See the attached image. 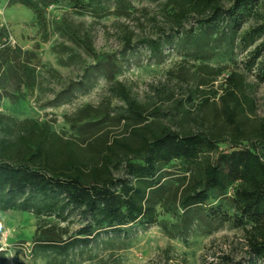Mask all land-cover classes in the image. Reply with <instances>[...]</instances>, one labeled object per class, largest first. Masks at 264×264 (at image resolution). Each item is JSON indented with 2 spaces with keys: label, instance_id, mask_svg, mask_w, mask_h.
I'll list each match as a JSON object with an SVG mask.
<instances>
[{
  "label": "rangeland",
  "instance_id": "rangeland-1",
  "mask_svg": "<svg viewBox=\"0 0 264 264\" xmlns=\"http://www.w3.org/2000/svg\"><path fill=\"white\" fill-rule=\"evenodd\" d=\"M30 1L42 18L18 0H0V26L8 34L0 41V113L47 125L59 137L57 148L68 140L72 154L90 157L126 136L132 120L116 91L120 85L143 107L146 121L225 136L229 124L219 97L233 71L240 85L229 104L240 128L248 132L264 118V72L258 69L264 47L252 62L264 41V0L237 27L228 18L207 25V15L194 12L177 25L169 0H59L45 8ZM231 5L221 1L223 9ZM150 40L158 42L156 51ZM217 66L225 69L215 77ZM114 172L124 175L123 165ZM162 173L156 224L102 231L66 251L44 248L36 238L65 240L91 218L71 208L38 213L45 201L29 192L18 199L28 210H0V264H260L247 249L243 228L249 224L212 212L235 213L229 194L213 192L205 206L184 209L181 165L172 162Z\"/></svg>",
  "mask_w": 264,
  "mask_h": 264
},
{
  "label": "trees",
  "instance_id": "trees-1",
  "mask_svg": "<svg viewBox=\"0 0 264 264\" xmlns=\"http://www.w3.org/2000/svg\"><path fill=\"white\" fill-rule=\"evenodd\" d=\"M18 1L35 8L38 17H43L30 0ZM37 1L45 8L59 0ZM169 1L175 7L177 25L194 12L207 15V25L228 18L235 27L258 2L232 0L231 7L223 9V0ZM261 23L264 25V20ZM7 36L6 29L0 26V41ZM149 43L154 51L158 49V42L150 40ZM258 46L252 62L259 55L260 47H264V41ZM224 69L225 66L215 67L213 75H220ZM258 69L264 72V62ZM224 82V94L219 99L229 124V133L225 136L210 131L182 133L159 121H146L143 107L120 85L116 91L132 120L127 125L128 133L105 144L90 157L72 154L73 142L68 140L64 149L57 148L59 137L37 120L19 122L0 113V128H6L4 133L0 132V210H28L29 205L18 199L29 192L45 201L43 206H36L38 213L41 208L79 210L91 221L81 227L76 236L65 240L36 238L44 248L66 251L90 244L102 231H121L137 222L145 226L156 224L157 194L165 189L162 167L177 162L183 170L181 207L205 206L211 202L213 192L229 194L235 213L227 216L219 212L220 207L212 212L225 220L248 223L249 226L243 228L248 252L264 264V118L248 132L243 131L236 120L235 108L229 104L240 85V76L231 71ZM216 94L211 91V95ZM204 100L209 101V97ZM240 110L242 112L243 108ZM220 143H225L227 150H219ZM205 153L211 156L201 160ZM122 165L125 174L116 176L114 170Z\"/></svg>",
  "mask_w": 264,
  "mask_h": 264
}]
</instances>
